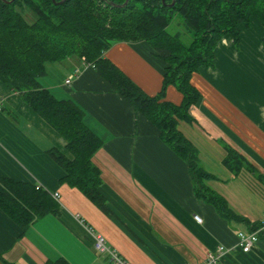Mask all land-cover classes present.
I'll use <instances>...</instances> for the list:
<instances>
[{"label": "crops", "instance_id": "obj_1", "mask_svg": "<svg viewBox=\"0 0 264 264\" xmlns=\"http://www.w3.org/2000/svg\"><path fill=\"white\" fill-rule=\"evenodd\" d=\"M264 30L258 20L239 26V42L223 36L213 68L193 73L199 93L194 120L177 129L195 150L197 164L211 176L202 186L221 198L240 221L223 218L195 196L188 165L160 139L157 128L123 99L81 58H68L51 80L40 84L58 99H70L83 123L101 141L91 161L99 172L102 211L77 189L61 184V169L47 151L66 154L65 141L20 96L0 82V177L58 194L59 212L21 230L0 209V264H109L92 247L104 237L130 264H200L223 247V264H264V235L250 252L237 248L240 232L261 228L264 214ZM145 95L156 96L166 64L144 42H116L103 52ZM78 70L69 85L65 81ZM48 78V77H47ZM164 100L180 105L168 86ZM1 190V185H0ZM198 216L201 223L194 221ZM254 230V231H256Z\"/></svg>", "mask_w": 264, "mask_h": 264}, {"label": "trees", "instance_id": "obj_2", "mask_svg": "<svg viewBox=\"0 0 264 264\" xmlns=\"http://www.w3.org/2000/svg\"><path fill=\"white\" fill-rule=\"evenodd\" d=\"M62 1L0 2V82L65 141L66 154L47 151L63 172L60 183L77 189L107 211L99 193V172L91 161L101 141L83 123L79 106L70 99L56 98L39 82L46 75V64L84 58L136 113L157 128L163 143L185 158L195 196L215 207L223 218L240 221L221 198L202 186L211 176L199 168L195 150L177 124L194 120L190 108L197 104L199 93L190 78L200 69L213 68L219 40L229 35L238 44L239 26H248L251 18L264 30V0H128L125 6V0ZM28 12L34 18L31 23L25 18ZM177 16L191 33L188 44L167 31ZM116 42H144L166 64L156 96L145 95L103 57ZM170 85L183 97L178 106L164 100ZM0 185V209L23 231L35 219L59 212L52 195L39 186L3 177ZM45 264L69 263L59 258Z\"/></svg>", "mask_w": 264, "mask_h": 264}, {"label": "built area", "instance_id": "obj_3", "mask_svg": "<svg viewBox=\"0 0 264 264\" xmlns=\"http://www.w3.org/2000/svg\"><path fill=\"white\" fill-rule=\"evenodd\" d=\"M82 66L84 67H92V65L88 64L84 58H81ZM78 74V70H75L73 74H71L68 79L65 81V85H69L71 80ZM2 111V102L0 100V112ZM52 198L58 203L59 197L58 194H52ZM194 221L198 224L201 223V219L198 216L193 217ZM262 234L264 235V214L261 218V228L252 233H243L240 232L237 235V248L244 252H250L254 249V245L258 240V236ZM92 247L94 251L100 255L104 256L109 264H130L124 258H122L114 249L108 247L106 245L105 239L100 234H92ZM225 250L223 247H217L214 252H209L206 255V259L204 262L200 264H223L221 262V257L224 254Z\"/></svg>", "mask_w": 264, "mask_h": 264}, {"label": "rangeland", "instance_id": "obj_4", "mask_svg": "<svg viewBox=\"0 0 264 264\" xmlns=\"http://www.w3.org/2000/svg\"><path fill=\"white\" fill-rule=\"evenodd\" d=\"M25 18L28 23H31L34 19L29 12L25 13ZM167 31L172 35H177L180 41L184 44H188L191 40V33L185 28L182 19L179 16L174 18L167 28ZM61 65V63L46 64V79L51 80L53 77H57L58 73L61 71Z\"/></svg>", "mask_w": 264, "mask_h": 264}, {"label": "water", "instance_id": "obj_5", "mask_svg": "<svg viewBox=\"0 0 264 264\" xmlns=\"http://www.w3.org/2000/svg\"><path fill=\"white\" fill-rule=\"evenodd\" d=\"M14 0H0V2H3V3H7V4H9V3H12ZM53 2H54V0H52ZM64 1V0H63ZM62 1V2H63ZM127 1L128 0H125V2H124V4L122 5V6H125L126 4H127ZM62 2H60V3H62ZM174 4V2H172V4L170 5V6H172Z\"/></svg>", "mask_w": 264, "mask_h": 264}]
</instances>
